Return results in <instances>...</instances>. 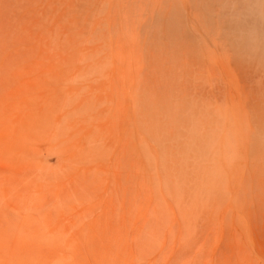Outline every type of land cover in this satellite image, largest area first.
<instances>
[{"label":"rangeland","instance_id":"1","mask_svg":"<svg viewBox=\"0 0 264 264\" xmlns=\"http://www.w3.org/2000/svg\"><path fill=\"white\" fill-rule=\"evenodd\" d=\"M0 264H264V0H0Z\"/></svg>","mask_w":264,"mask_h":264}]
</instances>
